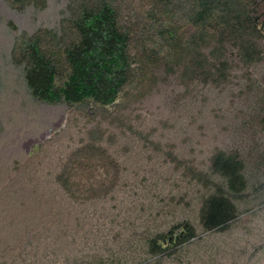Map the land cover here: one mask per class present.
<instances>
[{"label":"rangeland","instance_id":"obj_1","mask_svg":"<svg viewBox=\"0 0 264 264\" xmlns=\"http://www.w3.org/2000/svg\"><path fill=\"white\" fill-rule=\"evenodd\" d=\"M68 1L20 11L0 0V264H264V38L253 64L230 48L223 82L159 71L139 99L135 90L106 107L51 104L32 95L12 53L23 33L57 30ZM89 142L115 162L117 182L82 200L57 176ZM218 150L243 160L241 194L213 171ZM218 186L237 217L206 230L201 208ZM183 221L196 237L152 252L150 240Z\"/></svg>","mask_w":264,"mask_h":264},{"label":"trees","instance_id":"obj_2","mask_svg":"<svg viewBox=\"0 0 264 264\" xmlns=\"http://www.w3.org/2000/svg\"><path fill=\"white\" fill-rule=\"evenodd\" d=\"M17 10L45 9L47 0H8ZM57 30L23 33L13 60L24 65L32 95L47 103L115 105L135 90L139 99L159 82V71H181L184 79L223 82L230 48L244 64L262 59L264 0H69ZM238 154L218 150L215 173L235 195L247 188ZM115 162L89 142L76 149L57 176L60 187L82 200L107 195L117 182ZM237 217V206L218 186L204 201L200 220L206 230H223ZM196 237L189 221L150 240L158 254Z\"/></svg>","mask_w":264,"mask_h":264}]
</instances>
